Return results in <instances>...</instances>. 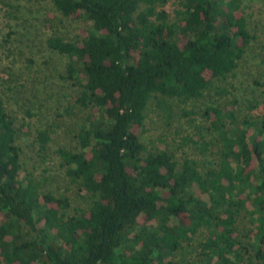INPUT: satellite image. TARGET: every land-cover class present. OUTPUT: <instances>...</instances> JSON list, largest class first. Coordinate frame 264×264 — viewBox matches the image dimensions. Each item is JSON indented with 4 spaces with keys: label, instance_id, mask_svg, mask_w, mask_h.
<instances>
[{
    "label": "trees",
    "instance_id": "trees-1",
    "mask_svg": "<svg viewBox=\"0 0 264 264\" xmlns=\"http://www.w3.org/2000/svg\"><path fill=\"white\" fill-rule=\"evenodd\" d=\"M49 1L92 23L47 39L90 115L56 151L72 194L52 193L0 95V264H264V111L227 103L261 36L243 0ZM207 96L178 145L142 140L151 108L169 125ZM188 142L207 158L179 157Z\"/></svg>",
    "mask_w": 264,
    "mask_h": 264
},
{
    "label": "rangeland",
    "instance_id": "rangeland-1",
    "mask_svg": "<svg viewBox=\"0 0 264 264\" xmlns=\"http://www.w3.org/2000/svg\"><path fill=\"white\" fill-rule=\"evenodd\" d=\"M251 20L260 29L259 42L240 61L232 77L233 95L238 112L264 111V0H243ZM91 22L82 16L64 17L55 11L49 0H0V95L8 112L23 133L17 144L22 147L21 160L25 172L41 183V189L52 193L72 194L62 169L58 167L57 149L74 145L72 136L79 124L85 123L90 112L72 106L77 86L65 79L67 57L51 50L48 37L55 33L74 40ZM226 100L220 101L221 104ZM213 103L207 96L175 108L177 116L165 125L157 110L151 108L141 133L143 141L166 139L176 146L184 136L192 134L188 118L181 108L195 112ZM194 104V105H193ZM214 104V103H213ZM179 113V114H178ZM191 118H198L195 113ZM46 130L48 141L39 149L38 131ZM158 143V141H156ZM178 156L203 160L199 148L186 143ZM78 203V202H77ZM76 204V203H75Z\"/></svg>",
    "mask_w": 264,
    "mask_h": 264
}]
</instances>
